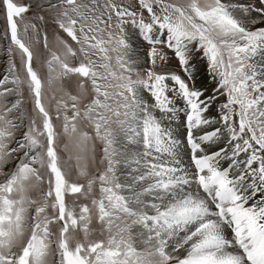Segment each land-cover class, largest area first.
Returning a JSON list of instances; mask_svg holds the SVG:
<instances>
[{"label": "snow or ice", "instance_id": "snow-or-ice-1", "mask_svg": "<svg viewBox=\"0 0 264 264\" xmlns=\"http://www.w3.org/2000/svg\"><path fill=\"white\" fill-rule=\"evenodd\" d=\"M0 16V264H264V0Z\"/></svg>", "mask_w": 264, "mask_h": 264}, {"label": "rangeland", "instance_id": "rangeland-1", "mask_svg": "<svg viewBox=\"0 0 264 264\" xmlns=\"http://www.w3.org/2000/svg\"><path fill=\"white\" fill-rule=\"evenodd\" d=\"M4 31H5V22H4L3 17L0 16V36L3 35ZM0 42H2V41H0Z\"/></svg>", "mask_w": 264, "mask_h": 264}]
</instances>
